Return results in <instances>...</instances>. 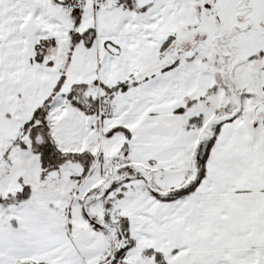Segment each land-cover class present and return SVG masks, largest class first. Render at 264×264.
<instances>
[{"label":"snow or ice","instance_id":"1","mask_svg":"<svg viewBox=\"0 0 264 264\" xmlns=\"http://www.w3.org/2000/svg\"><path fill=\"white\" fill-rule=\"evenodd\" d=\"M0 264H264V0H0Z\"/></svg>","mask_w":264,"mask_h":264}]
</instances>
